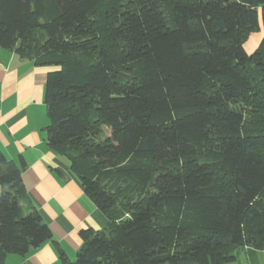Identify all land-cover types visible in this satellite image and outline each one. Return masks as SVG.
I'll return each instance as SVG.
<instances>
[{"label":"trees","instance_id":"trees-1","mask_svg":"<svg viewBox=\"0 0 264 264\" xmlns=\"http://www.w3.org/2000/svg\"><path fill=\"white\" fill-rule=\"evenodd\" d=\"M264 0H0L47 71V144L108 219L62 264H230L264 249ZM0 151V264L53 239Z\"/></svg>","mask_w":264,"mask_h":264},{"label":"crops","instance_id":"crops-1","mask_svg":"<svg viewBox=\"0 0 264 264\" xmlns=\"http://www.w3.org/2000/svg\"><path fill=\"white\" fill-rule=\"evenodd\" d=\"M258 31L252 41L254 47L264 35L262 28ZM48 70L0 47V151L10 160H25L27 196L53 232L52 240L26 257L9 254L7 264H62L56 242L74 260L82 245L80 230L101 229L108 222L71 171L67 159L47 144ZM230 264H264V249L243 247Z\"/></svg>","mask_w":264,"mask_h":264},{"label":"rangeland","instance_id":"rangeland-1","mask_svg":"<svg viewBox=\"0 0 264 264\" xmlns=\"http://www.w3.org/2000/svg\"><path fill=\"white\" fill-rule=\"evenodd\" d=\"M262 31L264 32V28H262ZM258 32H260V31H256V32H253V33H251L250 34V36H249V38L245 41V48L247 49V51H248V53H252L255 49H256V47L258 46H256V47H254L252 44H253V39H256V33H258Z\"/></svg>","mask_w":264,"mask_h":264}]
</instances>
